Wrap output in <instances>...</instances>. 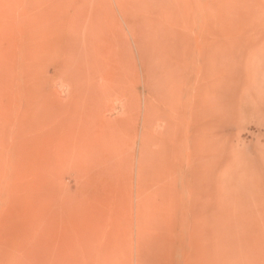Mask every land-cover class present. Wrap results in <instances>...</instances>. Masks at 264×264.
I'll return each instance as SVG.
<instances>
[{
  "label": "rangeland",
  "instance_id": "1",
  "mask_svg": "<svg viewBox=\"0 0 264 264\" xmlns=\"http://www.w3.org/2000/svg\"><path fill=\"white\" fill-rule=\"evenodd\" d=\"M0 264H264V0H0Z\"/></svg>",
  "mask_w": 264,
  "mask_h": 264
}]
</instances>
